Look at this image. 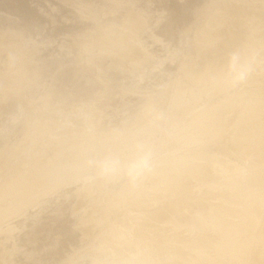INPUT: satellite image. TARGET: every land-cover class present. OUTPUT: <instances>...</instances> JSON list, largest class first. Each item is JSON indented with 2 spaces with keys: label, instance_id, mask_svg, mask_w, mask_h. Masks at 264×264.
<instances>
[{
  "label": "rangeland",
  "instance_id": "374dc122",
  "mask_svg": "<svg viewBox=\"0 0 264 264\" xmlns=\"http://www.w3.org/2000/svg\"><path fill=\"white\" fill-rule=\"evenodd\" d=\"M255 1L257 4L264 2V0ZM224 2L227 3L228 0H0V264H114L115 261L130 255L126 256L129 254L128 251L125 253L126 250L121 251L117 248L115 242H119L118 240L114 242L115 239L111 238L110 241L112 228L122 223L125 230L130 225L128 230H133L135 225H132V220L137 216L139 217L136 221L142 218L139 222H143L144 219L146 222L149 218L150 223L151 221L156 223L155 221L161 219L160 217L168 219L171 217L169 216L171 210L167 200L171 197L188 198L190 201L193 199L192 202L195 201V204L198 202L211 208L213 214L219 213L221 209L227 210L226 206L232 208L230 210L233 212L224 220L233 225L239 223L232 225L235 228L230 230L232 233H237L236 239L230 242L227 235L223 240L226 244H230V250H233L237 258L233 254L226 263L264 264V254L262 257L260 253L263 242L259 237L264 223V189L260 188V181L264 178V158L261 156L260 144H246L239 139L242 136L239 124L244 114L243 107L248 106L254 111L258 106L256 96L252 94H246L244 98L241 96L253 86L255 79H252L256 78L259 72L255 70V64L260 55H264V42L261 39L259 41L263 43L258 42L254 34L263 24V19L258 23L260 26H256L257 29L252 31V37L258 44L253 47L255 44L253 43L252 50L245 48L248 39L252 38L251 33L246 39L244 36L246 31L233 27L232 32L231 25H227L225 31L227 34H224L227 40L219 39L224 42L223 45L231 42L229 43L231 47L229 45L227 47L232 48L230 51H234L230 53L232 57L238 59L241 51L243 56L248 52L247 64L241 68L243 71L239 68L234 76L231 66L227 68L229 63L232 65V60L227 63L219 62L220 57L215 60L212 58V53L209 57L207 55H210V52L207 54L203 51L208 45L204 43L207 41L205 36L210 32L207 29L208 21H211L215 15L211 13H214L215 8L225 4ZM247 6L242 7L244 10L242 14L252 12L253 8ZM263 6L260 9L264 8ZM226 24H229V21ZM203 27L205 29H202ZM100 29L107 32L109 36L107 38L112 36L117 39L122 35V39L125 40L127 37L126 41L132 44L136 53L127 57L128 59L121 60L122 58L115 55L117 48L106 38L105 32L103 35L105 38L102 39L103 32ZM237 29L243 35L236 32ZM260 29L264 32L263 27ZM107 30L111 32L108 33ZM263 32L257 34L261 37V34L264 35ZM115 33L120 35L115 38ZM229 33L231 37L228 38ZM242 36L245 37L243 38L246 39L245 41L242 40ZM259 36L257 35L258 39ZM232 37L235 40L237 37L240 43L237 40L235 42ZM262 39L264 40V37ZM198 50L203 51L204 55L201 51L199 54ZM236 51L237 53L239 51L240 56L234 55ZM260 51L262 52L259 53ZM220 53L219 55L224 58L226 54L222 51ZM203 56L207 59H203ZM210 58L215 61L212 60L210 63ZM216 61L221 66H216L219 64ZM211 64L216 68L213 66L212 70L205 68L207 65L210 67ZM194 68H199L202 73ZM218 68V72L213 71ZM200 73L203 74L201 79ZM227 73H231V76ZM205 74L208 77L204 76ZM195 75H199L197 76L199 81L193 77ZM191 76L195 81H192ZM214 76L222 78L219 81L215 78L217 83L215 86ZM250 76L251 78H248ZM204 77H207V80ZM202 78L203 81H200ZM232 78L233 80L227 81ZM204 81L207 83L204 84ZM226 81L228 83L224 84ZM223 106L228 108L221 114L222 117L219 116L216 120L217 127L223 130L219 129V133H215L216 129H213L214 132L210 130L211 132L201 133L194 139L186 136L197 116H203L204 120L209 112ZM171 115L177 116L183 122L186 135L165 137L162 142L163 152L169 154L174 162H183L193 157L201 158L199 159L201 162L205 159H211L212 162L221 161L222 166L232 169L227 175L230 180L225 183L231 182L230 187H234L233 184L238 186L240 182V185L242 184L240 188L247 186V191L243 189L245 194L239 187L237 190L228 188L229 185L223 183L224 178L217 175L220 177L218 179L212 172L209 173V178L203 175L197 181L196 176L190 172H187L190 175L183 172V177L182 174L177 175L183 178V181L189 176L190 182L184 187L190 188L192 191L190 195L174 191V188L179 190L176 189L178 186H171L169 189L173 188L172 191L159 186L157 180L160 178L162 168L157 170L150 180L135 187L126 180H106L91 172L69 176L71 169L67 170L66 158L74 157L72 152L75 149L72 148L77 146V143L73 146L70 144L65 150L61 148L63 151L59 150L66 141V145L73 139L75 141L80 139L77 141L78 144L85 142L86 145H83L84 143L79 145L83 150L76 147V150L84 151L82 154L84 159L91 158L97 151L102 154L107 151L118 152L123 145L143 140L148 135L156 133L157 123L166 121ZM220 118L225 119L223 121ZM226 120L232 122L227 121V123ZM36 127H39V130ZM43 127L47 129L41 130ZM40 132L43 134L40 135ZM104 141L108 144L106 147ZM86 146L88 147L85 148ZM98 146L102 150L98 149ZM89 148L93 149L92 151L95 148L96 153L91 154ZM78 151H76L77 155H81ZM69 152L68 156L64 154ZM59 153L61 158L58 156ZM63 156L67 157L63 158ZM62 158L66 162L62 161ZM69 159L71 158L68 157L67 160ZM59 165L61 167L58 168ZM62 165H64L63 169H61ZM55 170L58 171L55 172L56 176L53 175ZM63 170L68 174H62ZM29 176L32 178H28ZM190 178H194V183ZM26 181H31L35 185L25 192L23 201L15 205L13 189ZM201 187H205L204 190H201ZM194 190H198L197 193ZM203 193L207 195L204 197ZM248 195L251 197L247 198ZM157 199L166 201L165 205L164 202L162 203L163 209ZM141 201L143 204H140ZM136 203L139 206L143 205L145 212L162 209L157 215L166 214L167 211L169 214L157 217L154 214L156 211L152 210L153 213H145L146 219L142 217H145L142 207L140 208L138 204L136 206L139 209L134 207ZM156 203H159L158 206ZM152 204L158 209L155 206L153 208ZM149 205L150 209H148ZM242 206L247 209L245 214H242L244 217L241 216L246 218L245 220H240L237 215ZM185 215L184 217L190 221L191 218ZM232 215H235L234 218ZM151 217L158 219L151 220ZM184 217L180 216L177 221L183 222ZM128 218L132 220L128 221L130 220ZM186 218L185 223L188 220ZM116 221L118 223H115ZM167 232L165 228L153 227L145 234L146 238L154 239H150L151 241H148L150 245L146 247L147 251L151 246L153 247L147 252L149 255H146L144 250L146 257L152 254L151 261H159L157 256L166 257L165 259L169 257L167 261L170 264L173 250L179 251L178 257L183 258V262L179 260L175 261V264H183L188 258L190 262L188 260L189 263L186 264H196V262L203 264L202 260L199 261L201 255L202 257L213 255L216 241L212 236H207L205 233L190 236L187 232L180 234ZM166 233L175 237L178 235L176 238L178 242L179 239L181 240V244H177V239L173 235H169L168 238ZM209 233L213 234L212 231ZM157 236H161L163 245L169 244L166 250L164 249L167 252L162 255L160 249L156 248L158 246L154 245L157 238L160 239ZM200 236L202 240L203 237L206 239L202 241ZM146 238L144 241L148 243ZM105 240L109 242L107 241L106 244ZM184 241L199 245L197 253L185 254V250L182 249ZM197 241L202 242L198 244ZM205 242H210L207 243L208 247L203 244ZM142 243L140 245H143ZM155 248L157 250L154 251ZM154 255L157 259L153 257ZM192 261L194 263H191ZM210 261L213 262L214 258ZM152 264L157 263L152 262Z\"/></svg>",
  "mask_w": 264,
  "mask_h": 264
},
{
  "label": "bare ground",
  "instance_id": "6f19581e",
  "mask_svg": "<svg viewBox=\"0 0 264 264\" xmlns=\"http://www.w3.org/2000/svg\"><path fill=\"white\" fill-rule=\"evenodd\" d=\"M259 1V0H258ZM263 0H261L260 2H262ZM257 1H255L254 2V0L252 1V0H231V1H229L228 0V2L227 3H225V4H223L221 7H219V8H215L216 10V13H215V11H213L214 13H211V14H215L212 18H211V21H208V25L205 23V27H206V25H207V29L208 30H210V32L209 33H207L208 35H206L204 38H205V40H207L206 42H204L205 43V45H207L206 43H208V45L207 46H205V48H203L204 50V52L205 53H209L210 55H207V56H211V53H212V58H214L215 60H216V58L218 59L219 57H220V59L221 58H223V57H221V55H219V54H221L220 52L222 51L223 53H225L226 55H224L225 57L222 59V61H220V59H219V62H225V63H227V61H229L230 62V60H232V58L234 57H232V55L230 54L231 52H233L234 53V51H230V50H232V48L231 49H229V46L231 47V45H229V43L231 44V42H229L227 45H229L228 47H227V45H223V43L221 42V40H219V39H226L227 40V38H225L224 37V34H227L225 31H226V29H227V25H231L232 27V29H233V27L234 28H238L239 30L241 29V30H244V31H246V34H244V36H246V39H247V36H249L248 34H250L251 33V37H252V31H255L257 28H256V26H260L258 23H259V21H262V19H263V24H264V8H261L260 9V7H262L263 5H264V2L263 3H261V4H259V2H258V4L256 3ZM244 4H246V5H248L250 8L252 7L253 9H252V12L249 14V17H247V13H244V14H242L241 12H242V10H243V8L242 7H245L244 6ZM243 5V6H242ZM239 6H241V8H239ZM247 6V7H248ZM218 7V6H217ZM264 7V6H263ZM246 8V7H245ZM217 9H218V11H217ZM249 9V8H248ZM248 9H247V11H248ZM251 10V9H250ZM243 12H244V10H243ZM245 15H246V17L248 18H246L245 17ZM210 19V18H209ZM226 20H228L229 21V24H226L228 21H226ZM125 22V21H124ZM210 22V23H209ZM221 22H225V23H221ZM261 25V27H263L264 28V25ZM128 27V26H127ZM260 27V28H261ZM102 28V27H101ZM230 27H228V29H231ZM260 28H258L257 29V33H259V29ZM107 29V28H106ZM105 29V30H106ZM202 29H205L204 27L202 28ZM238 29H237V31L236 32H238ZM112 30V29H111ZM261 30V29H260ZM100 31H102L101 29H100ZM108 31V33L109 32H111V31H109V30H107ZM201 31H203V30H201ZM200 31V32H201ZM229 30H227V32H228ZM232 32L234 31V29L233 30H231ZM230 31V32H231ZM249 31V32H248ZM262 31V30H261ZM260 31V33H262ZM103 32V34H102V37H103V35H104V32H105V36H106V38L107 37H109V36H107V32L106 31H102ZM119 33V32H118ZM238 33H240V34H242V32L240 31V32H238ZM257 33H255L254 32V34H255V38H257V41L258 42H261V41H263L264 42V40L262 39V37H264V35H262L261 34V37L259 36V34H257ZM264 33V32H263ZM116 35H115V38L118 36V35H120V34H117V33H115ZM236 34V33H235ZM260 37L259 39H258V37H257V35ZM109 35V34H108ZM229 35L230 36H227L228 38L229 37H231V33H229ZM234 35V34H233ZM232 35V36H233ZM239 35V34H238ZM243 35V34H242ZM122 35H120V36H118L117 37V39H114V37L112 38V36L110 37V38H107V39H109L114 45H115V47L117 48L116 49V51H115V55H117V57H120V59L121 60H124V58H127V57H129V56H131V55H134L136 52H135V49H134V47L132 46V44H129L126 40H127V37L125 38V40H124V38L122 39V37H121ZM241 36V35H240ZM221 37H223V38H221ZM99 39L101 38V36L100 37H98ZM97 38V41L99 40ZM105 37H103L102 39H104ZM233 38V37H232ZM242 38V40H246V39H243V38H245V37H241ZM249 38V37H248ZM255 38H249L248 39V43L246 42V46L247 47H245V48H248L247 50H252L251 48H253L254 46H257L258 44L256 43V41H254V39ZM261 39V41H259ZM94 40H96V39H94ZM94 40H93V42H94ZM128 40H129V38H128ZM201 40V39H200ZM202 40H204V39H202ZM201 40V41H202ZM230 40H232L231 38H230ZM233 40L236 42V40L238 41V38L236 37V40L233 38ZM101 41V40H100ZM131 41H132V39H131ZM200 42V41H199ZM239 42V41H238ZM263 42H261V44L263 43ZM200 43H202V42H200ZM240 43V42H239ZM253 43H255V44H253ZM203 44V43H202ZM242 44V43H241ZM248 44H249V46L250 47H248ZM253 44V47L251 46ZM257 44V45H256ZM260 44V43H259ZM201 45V44H200ZM199 45V47L201 48V46ZM263 45H264V43H263ZM203 46V45H202ZM260 46V45H259ZM197 47V46H196ZM227 47V48H226ZM240 47H241V45H240ZM261 47H262V45H261ZM199 48V49H200ZM245 48H243L244 49V51L246 50ZM239 50H240V48H238ZM260 49V48H259ZM264 49V48H263ZM246 50V51H247ZM258 50V49H257ZM256 50V51H257ZM199 51V50H198ZM198 51H197V53H198ZM201 51V50H200ZM200 51H199V54H201L200 53ZM203 51H201L202 52V54L204 53ZM241 51V50H240ZM256 51H254V52H256ZM263 51V50H262ZM262 51H260L259 53H261ZM237 53V51L235 52V54L234 55H239L238 53H239V51H238V53ZM248 53V52H247ZM247 53H244L245 54V56H243V54H242V51H241V56H243V57H241L240 55V57L237 59L236 57H234L235 59H237V60H235V63H236V66H237V68H238V70H239V68H240V71H243L241 68H244V66L247 64L246 62H247V60H248V54ZM255 54H257V53H254V55ZM204 55V54H203ZM223 56V55H222ZM133 57V56H132ZM232 57V58H231ZM201 58H202V56H201ZM250 58V57H249ZM18 59V58H17ZM128 59V58H127ZM203 59H207L206 57L204 58V56H203ZM211 59V58H210ZM214 59H211V62L210 63H212V60L213 61H215ZM204 61V60H203ZM196 62V61H195ZM207 62V61H206ZM218 61H216V63H217ZM218 62V63H219ZM228 62V63H229ZM255 62V61H254ZM19 63V62H18ZM17 63V64H18ZM193 63V62H192ZM257 64H255L256 66H255V70L259 73H257L255 76H256V78H253L252 80H254L255 79V81L253 82V86L251 87V89H249V91L247 90V91H245L243 94H242V98H244V96L246 95V94H252V95H254V97L256 96V105H258V106H256V108H255V110L254 111H251V109L252 108H248V106L247 107H243V110H244V114H243V117L241 118V120H240V124H239V129H240V131L242 132V136H241V138H239L241 141L240 142H245L246 144L247 143H257V144H260V151H261V156L264 158V143H263V140H264V55L263 56H261L260 55V58H259V60H258V62H256ZM196 64V63H195ZM208 65H209V63H207ZM188 65V64H187ZM187 65H186V67H187ZM190 65V64H189ZM192 65V64H191ZM207 65V66H208ZM219 65H220V63L219 64H216V66H218L219 67ZM222 65H223V63H222ZM192 66H194V65H192ZM201 66H202V64H201ZM204 66V65H203ZM205 67V68H210V70H212L213 68H216V67H214L213 66V64H211V66L210 67ZM213 66V68H211ZM221 66V65H220ZM231 65H230V63H229V66H227V68H229ZM254 66V65H253ZM195 67V66H194ZM257 67V68H256ZM224 68V67H223ZM254 68V67H253ZM252 68V69H253ZM19 69V68H18ZM199 69V68H198ZM198 69H196V68H194V70H198ZM230 69H232V67L230 68ZM185 70H187V69H185ZM207 70V69H206ZM209 70V69H208ZM210 70H209V73H210ZM255 70L253 69V72H255ZM184 71V70H183ZM192 71V70H191ZM199 71V70H198ZM204 71V70H203ZM213 71H215V72H218L219 71V68L218 69H215V70H213ZM223 71H224V69H223ZM222 71V73H224ZM232 71V70H231ZM194 72H197V71H194ZM199 72H201V70L199 71ZM204 72H206V71H204ZM185 73H186V71H185ZM189 73V72H188ZM198 73V72H197ZM197 73H192V74H197ZM202 73V72H201ZM200 73V76L199 75H197V76H199L200 77V79H201V75H203V74H201ZM208 72H207V74H209ZM213 73V72H212ZM241 73V72H240ZM207 74H205L204 76H207L208 77V75ZM227 74H231V73H227ZM233 74V73H232ZM209 75H211V73L209 74ZM229 75H227V77H229ZM189 76H190V74H189ZM196 75L195 76H193V77H196L197 79L199 78V77H197ZM215 76H217V73H216V75ZM213 77V82H214V86H215V84H217V83H215V78H217V77ZM226 76V75H225ZM225 76H223V78L225 77ZM231 76V75H230ZM234 76H236L235 75V73H234ZM192 77V76H191ZM190 77V78H191ZM192 77V78H193ZM207 77H204V78H206L205 80H207ZM226 77V78H227ZM233 77V76H232ZM189 78V77H188ZM230 78V77H229ZM248 78H251V76L250 77H248ZM196 79V80H197ZM212 79V78H211ZM219 79H222V78H217V80L219 81ZM195 81V79L193 78L192 79V81ZM231 80H233V78L232 79H229V80H227L228 82L229 81H231ZM197 81H199V79L197 80ZM200 81H203V78H202V80H200ZM209 81V80H208ZM224 82V84H227L228 82ZM250 81H251V79H250ZM205 82V83H204ZM203 83L204 84H206L207 83V81H204ZM217 82V81H216ZM210 83V82H209ZM212 83V82H211ZM213 84V83H212ZM252 84V83H251ZM245 88V87H244ZM246 88H247V86H246ZM245 88V89H246ZM249 88V87H248ZM243 90V89H242ZM238 97V96H237ZM247 98V97H246ZM241 99V98H240ZM178 101V100H177ZM181 103V102H180ZM232 105V104H231ZM230 105V106H231ZM261 107H260V106ZM228 107L227 106H223V108H220V109H215V110H213V111H211V112H209V114L208 115H206L207 117L206 118H208L207 120H206V118L203 120V116H197V118L195 119V122H194V124H193V126L192 127H190V131H187V132H189L187 135H186V132L185 133H183V134H185L186 136H188L190 139H194L196 136H198L199 134H201V133H205V132H211L210 130H213V129H216L215 130V133H219V129L220 128H218L217 127V125H216V120L218 119V117L219 116H221V114H223L225 111H226V109H227ZM253 108V109H254ZM231 109V108H230ZM236 109V108H235ZM229 110V109H228ZM239 109H237V111H238ZM236 112V111H235ZM202 114V113H201ZM200 114V115H201ZM203 114H205V113H203ZM202 114V115H203ZM226 114V113H225ZM205 116V115H204ZM224 116V115H223ZM222 117V116H221ZM235 117V116H234ZM202 118V119H201ZM221 119V118H220ZM224 119L225 118H222L221 120H223L224 121ZM233 119V118H232ZM232 119H229V120H232ZM229 120H226V122L228 121L229 122ZM234 120V119H233ZM222 121V122H223ZM219 122V121H218ZM227 122V123H228ZM232 122V121H231ZM231 122H229V123H231ZM193 123V122H192ZM222 124V123H221ZM44 126V125H43ZM221 126V125H220ZM219 126V127H220ZM227 126V125H226ZM228 126H229V124H228ZM40 127H42L41 125H40ZM37 128V127H36ZM44 128V127H43ZM41 129V130H45V128L44 129ZM218 128V129H217ZM38 130H39V127L37 128ZM47 129V128H46ZM221 130H223V129H220V131ZM47 131V130H46ZM45 131V132H46ZM186 131V130H185ZM240 131H239V133H240ZM38 132V131H37ZM212 132H214V130L212 131ZM32 132H31V130H30V134H31ZM41 134H43V133H41L40 132V135ZM44 134H46V133H44ZM26 136H28V135H26ZM114 137V136H113ZM26 138V137H25ZM83 138H81V140H82ZM106 139V138H105ZM109 139V138H108ZM113 139V138H112ZM111 139V140H112ZM72 140V139H71ZM74 140V139H73ZM72 140V141H73ZM78 140H80V139H77L76 141L74 140L73 141V143H71L72 141H68V145H66L67 144V141H66V143L65 144H62L63 146H60V148H59V150H62V149H66V147L67 146H70V144H72V146H73V144L75 143H77V146L75 145V146H73V148L72 149H75V150H73V152L75 151H78V149L76 150V147H79V149H81V150H83L82 148H80V144H83V145H86V143L85 142H83V140H82V142L83 143H79L78 144ZM102 140V139H101ZM103 141V140H102ZM70 142V143H69ZM99 142H101V141H99ZM105 142V141H104ZM30 143H31V141H30ZM102 145L104 144L103 142L101 143ZM100 144V145H101ZM66 145V146H65ZM80 145V146H79ZM105 147H106V145H108L107 144V142H105ZM30 146V145H29ZM39 146V145H38ZM63 147H65V148H63ZM88 146H86L85 148H87ZM100 146H98V149H100V150H102V148H99ZM104 147V146H103ZM104 147V148H105ZM62 148V149H61ZM71 149V150H72ZM67 150H68V148H67ZM85 150V149H84ZM87 150V149H86ZM93 149H90L89 148V150L88 151H91V154H93L92 152H95V151H97V150H95V148H94V151H92ZM250 150V149H249ZM63 151V150H62ZM67 152V151H66ZM72 152V151H71ZM72 152V154H74L73 156L74 157H70V156H68V155H70V152L69 153H64V154H66L69 158H71V159H69V160H67L68 159V157L67 156H63V158L64 157H67L66 158V161H68V167L65 165V168L67 167V170L68 169H73V168H76V167H78V166H80L81 164H82V161L84 160V158L82 157V154H84L83 152H80V151H78V152H80L81 153V155H77V152H76V154L75 153H73ZM108 152V151H107ZM115 152V151H114ZM57 153H58V151H57ZM60 153H62L63 154V152H61L60 151ZM58 154V156L59 155H61V154ZM96 153V152H95ZM104 154V153H103ZM102 154V152H98L97 151V153L95 154V155H97L96 157H100V156H102L103 155ZM75 155H76V157H75ZM94 154H93V156H95ZM83 156H85V155H83ZM92 156V157H93ZM60 157V156H59ZM58 157V158H59ZM91 157V156H90ZM91 157V158H92ZM193 157V156H192ZM191 157V158H192ZM61 158V157H60ZM62 158V159H63ZM94 158V157H93ZM196 158H198V160L196 159ZM54 159V158H53ZM199 159H201V158H199V157H193L192 159H190V160H188V159H186V160H184L183 162H179V161H176L175 163H174V165H172V166H169V167H164V168H162L161 169V171H160V178H158V180H157V183L159 184V186H161V187H164V188H167V189H169V188H171V186L172 187H176V186H178L176 189H178L179 188V190H175V188H174V191H179L181 194H183V195H190L191 193H192V191L190 190V188H186V187H184V185L186 184V183H189L190 181L188 180L189 179V176H187L188 177V179L186 178L184 181L181 179V177H183V172H186V174H189L190 175V173L192 174H194L195 176H196V181H197V179H201L200 177H203V175H206L207 176V178H209L208 176H210L209 175V173L210 172H212L213 173V175H215V176H217V175H219V176H221L222 177V179L224 178L226 181H224V179H223V183H225V182H228V180H230L229 178H227V175L230 173V172H232L231 170V168L230 167H226L225 165L224 166H222V163H221V161H213L212 162V160L211 159H205V161L204 162H201ZM62 161H64V159L62 160ZM66 161H64V162H66ZM211 161V162H210ZM44 162V161H43ZM61 163H63V162H61ZM228 164V163H227ZM56 165H58V164H56ZM64 165H62V168L61 169H63L64 168ZM52 167H53V165H52ZM59 167H61L60 165L58 166V168ZM55 169L57 168V167H54ZM222 168V169H221ZM60 169V170H61ZM19 170V169H18ZM49 170H51V169H49ZM59 170V169H58ZM57 170H55L54 171V173L56 172ZM66 171V170H65ZM65 171L63 170L62 172H64V173H62V174H66L65 173ZM69 171V170H68ZM22 172V171H21ZM32 172V171H31ZM47 172V171H46ZM51 172V171H50ZM58 172V171H57ZM187 172H190V173H187ZM28 173V172H27ZM53 173V175H57V173H55L54 174ZM30 174V173H29ZM59 174H60V172H59ZM68 174V173H67ZM66 174V175H67ZM182 174V176L180 177H177V175H181ZM234 174V173H233ZM17 175V174H16ZM27 175V174H26ZM52 175V174H51ZM51 175H49V176H51ZM18 176V175H17ZM45 176V175H44ZM48 176V175H47ZM46 176V177H47ZM59 176H61V174L59 175ZM59 176L57 177V179H59ZM194 176V177H195ZM219 176H217L218 177V179L220 178ZM13 177V176H12ZM26 177V176H25ZM198 177V178H197ZM14 178V177H13ZM28 178H32V176L30 177H28ZM45 178V177H44ZM43 178V179H44ZM49 179H50V177H48ZM54 178V177H53ZM231 178V177H230ZM257 178V177H256ZM46 179V178H45ZM193 179V183H194V178H192ZM191 178H190V180H192ZM204 180H205V176H204V178H203ZM31 180H33V179H31ZM38 180V179H37ZM52 180V179H51ZM188 180V181H187ZM198 180V181H199ZM213 180V179H212ZM233 180H234V178H233ZM237 180H238V178H237ZM240 180V179H239ZM261 180V179H260ZM39 181V180H38ZM232 181V180H231ZM8 182H9V180H8ZM27 182V181H26ZM24 182L23 184H21L19 187H15L14 189H13V195H14V201H15V205L17 204V202H20V201H23L22 200V198L24 197V195H25V192H27V191H29V190H31V187H32V185H35V183H31V181H29V182ZM234 182V181H233ZM235 182H238V181H235ZM229 183H231V182H229ZM229 183H225L226 184V186L227 185H229ZM7 184V183H6ZM37 184H38V182H37ZM191 184V183H190ZM242 185V184H241ZM240 182H239V185L237 186L236 184H233V186L234 187H230V186H232L231 184L229 185V187L228 188H232V190H233V188L234 189H239L240 188ZM260 185H261V189H264V178L260 181ZM9 186V185H8ZM181 186L182 187H184V188H181ZM186 186V185H185ZM188 186V185H187ZM196 186V185H195ZM190 187V186H189ZM197 187V186H196ZM239 187V188H238ZM243 187V186H242ZM245 187V186H244ZM24 188V189H23ZM200 188V187H199ZM202 189L201 190H204L203 188H205V187H201ZM210 188V187H209ZM4 189H5V187H4ZM197 189V188H196ZM208 189V188H207ZM242 191H243V189H245L246 191H247V186H246V188H240ZM249 189V188H248ZM169 190H173V188L172 189H169ZM200 190V191H201ZM33 191V190H32ZM196 191H198V190H196ZM195 190H194V192H196ZM238 191H240V190H238ZM242 191H240V192H242ZM258 191V190H257ZM237 192V191H236ZM244 192V191H243ZM259 192V191H258ZM197 193V192H196ZM204 193H208L207 191H204ZM203 193V195H204V197L207 195H205ZM2 194V193H1ZM5 194V193H4ZM229 194V193H228ZM244 194H245V192H244ZM203 195H202V197H203ZM139 196H140V194H139ZM224 196V195H223ZM132 197V196H131ZM141 197V196H140ZM174 197V196H173ZM251 197V195H248L247 196V198H250ZM142 198H143V195H142ZM138 199H139V197H138ZM188 198H172L171 197V199H168L167 201H168V206H169V208H170V210H171V213H173L172 215H170L169 213H167L168 211L166 210L167 208H165V211H167L166 212V214H164V215H167V214H169V216H171V217H168V219H164V218H162V217H160L161 219H158L157 217H159V215L160 216H163V214L161 215V213H159L158 215H157V213L158 212H160V211H162V209H163V205H165L166 203V201H164V200H162V201H160V199H157L156 201H159V202H161L160 204V207L162 208L160 211H157L156 209H152L153 210V212L154 211H156L154 214H156L157 215V217L156 218H153L154 216V214H152V216L153 217H151V220H153V219H158V221H155L156 223H154L153 221H151V223H150V216L148 217L149 219H147L146 217V214L148 213V212H150V211H146L145 212V209H143V208H145V207H143V205L140 207L139 206V204L138 203H136L135 205H134V207H136V208H138V206L141 208V210H143L144 211V214H145V217L144 216H142L143 218H146L147 220H146V222H144L145 221V219H144V221L143 220H141V221H143V222H139L140 221V219H142V218H138L139 220H137L136 221V219H137V217H139V216H137L136 217V219L134 218L135 217V215L134 216H132L134 219L132 220L131 218V216H128V217H131V218H128V219H130V220H128V221H131L132 220V225L134 226V228L135 229H133V230H128L129 229V227L131 226H129V227H126V228H128L127 230H125V228H123V224L121 225L120 224V226H115V227H113L112 228V232H111V237H109L110 238V241H112V239H115L114 240V242L116 241V240H118L119 242H115V243H117L116 245H117V248H119V249H121V251H124V250H126V252L125 253H127V251L129 252V254H126V256H128V255H130V256H128V257H123L124 259L125 258H133V257H140V258H144V257H146V255H149V253H147L149 250H151V249H153V247L151 246V249H148V251H147V246H148V244H149V240L150 239H152V238H146L145 237V234L146 233H148V230L149 229H152L153 227H155V228H165V229H167V231L168 232H172V233H186L187 232V235H190L191 236V234H198V233H205V234H207V236L209 235V236H212L213 238V240L214 241H216L215 243H214V247H213V255H210L209 254V256H205V257H202V255H201V257H199V261L200 260H202L203 261V264H208L209 262H211L210 260H213V258H214V261L213 262H211L210 264H219V263H217V262H220L221 264H227L226 263V261L228 260V259H230L232 256H233V254H234V252H233V250H230V244L228 245V244H226V242L223 240V238L224 237H226L227 235L229 236L228 238H230L229 240H230V242H233V241H235V239H236V232H231L230 230H232V229H234L235 227H233L235 224L237 225V224H239V223H234V225H233V223L232 224H229V222H227L226 220H224V219H226V217H227V215H230L233 211L232 210H230V209H232V208H229V206H226L228 209L227 210H222L221 208H223V207H220V209L221 210H219V213L217 212L216 214H213L211 211H212V209L210 208L209 209V207H207V206H204V204L203 205H200V204H198V202H196V204H195V201H193L192 202V200L190 201L189 199L187 200ZM118 200V199H117ZM140 200V199H139ZM145 200V199H144ZM166 200V199H165ZM194 200H195V198H194ZM242 201V200H241ZM129 202V201H128ZM140 202V201H139ZM142 202V201H141ZM144 202H146V201H144ZM164 202V204L162 205V203ZM230 202V201H229ZM116 203H117V201H116ZM130 203V202H129ZM202 203V202H201ZM239 203V202H238ZM138 204V206H136ZM140 204H143V202L142 203H140ZM150 204V203H149ZM157 204V206H158V204L159 203H156ZM198 204V205H197ZM232 204H233V202H232ZM236 204V203H235ZM243 204V203H242ZM145 206H146V204H144ZM153 205V204H152ZM206 205V204H205ZM224 204H222V206H223ZM228 205H231V204H228ZM147 206H148V204H147ZM156 207V205L154 204L153 205V208H155ZM209 206V205H208ZM212 206V205H211ZM235 206V205H234ZM253 206V205H252ZM130 207V206H129ZM159 207V208H160ZM219 207V206H218ZM151 207H150V205H149V207H148V209H150ZM157 208V207H156ZM250 208H252V207H250ZM130 209V208H129ZM139 209V208H138ZM147 209V208H146ZM147 209V210H148ZM158 209V208H157ZM217 209V208H216ZM219 209V208H218ZM224 209V208H223ZM140 210V211H141ZM152 210H151V212H152ZM211 210V211H210ZM246 208H245V206L243 207H240V211L238 212V214L237 215H239L238 217H240L241 218V216H243L242 214L244 213V212H246ZM250 210V209H249ZM133 212H134V210H132ZM142 211V212H143ZM218 211V210H217ZM252 211V210H251ZM137 212V211H136ZM150 212V213H151ZM152 212V213H153ZM215 212V211H214ZM248 212V211H247ZM138 213V212H137ZM149 213V214H150ZM235 213V212H234ZM141 214V213H140ZM139 214V215H140ZM148 214V215H149ZM185 214H187L188 216L187 217H189V218H191L190 219V221H189V219L188 218H186V217H184V215ZM213 214V215H212ZM219 214V215H218ZM245 214V213H244ZM151 215V214H150ZM191 215V216H190ZM215 215V216H214ZM216 215H218V216H216ZM181 216V218L182 217H184V219L186 218V223H185V220L183 219V222L185 223V224H183V222L181 221V220H179V221H177V219H180L179 217ZM186 216V215H185ZM233 216V215H232ZM235 216V215H234ZM234 216H233V218H234ZM141 217V216H140ZM244 217V216H243ZM221 218H223V219H221ZM236 218H237V216H236ZM176 219V220H175ZM245 220L244 218H241L240 220ZM240 220H239V222H240ZM135 221V222H134ZM149 221V222H148ZM182 223H181V222ZM223 221H226V223L225 222H223ZM236 221H237V219H236ZM235 222V221H234ZM115 223H118L117 221L115 222ZM114 223V224H115ZM240 223H242V222H240ZM129 224V223H128ZM131 224V223H130ZM125 225V224H124ZM233 225V226H232ZM263 230H262V233L260 234V233H258V234H260L259 235V237H261V239H262V242H263V246L261 245V247H262V250H260V253H262V257H263V254H264V223H263ZM260 228H261V226H260ZM139 230H141V232L139 231ZM157 230V229H156ZM209 230V231H208ZM159 231V230H158ZM164 231V230H163ZM162 231V232H163ZM213 232V234H211V233H209V232ZM237 231V230H236ZM259 231H260V229H259ZM152 232V231H151ZM167 232V233H168ZM167 233H166V236L169 238V235H171V234H168L167 235ZM229 233H231V234H229ZM173 235V234H172ZM171 235V236H172ZM185 234H183V236H184ZM110 236V235H109ZM165 236V235H164ZM174 236V235H173ZM178 236V235H177ZM176 236V237H177ZM254 236V235H253ZM154 237H156V236H154ZM157 237H160V239L159 238H157V240H156V243L154 244V245H156V246H158V247H156L157 249H160V251L159 252H161V254L160 255H162L165 251H164V249L166 250V247L169 245H167L166 243V245H163L164 243H163V241H162V238H161V236H157ZM166 237V238H167ZM175 237V236H174ZM175 237V238H176ZM108 237H107V239H109ZM112 238V239H111ZM145 238L147 239V242L148 243H146L144 240H145ZM165 238V239H166ZM180 238H181V236H180ZM201 240H202V237L200 236L199 237ZM198 238V239H199ZM204 238V240L206 239L205 237H203ZM105 239V238H104ZM103 239V240H104ZM165 239H164V241H165ZM172 239V238H171ZM177 239V238H176ZM176 239H175V242H176ZM187 239H189V238H187ZM199 239V240H200ZM208 239H211V238H208ZM103 240H102V242H103ZM152 240H154V239H152ZM167 240V239H166ZM173 240V239H172ZM183 240V239H182ZM190 240V239H189ZM198 240V241H199ZM204 240H202V241H204ZM255 240V239H254ZM106 241V244H107V241L108 240H105ZM105 241H104V243H105ZM144 241V242H143ZM151 241V240H150ZM179 241L181 242V240L179 239ZM197 241V242H198ZM202 241H200V242H198V244L199 243H201ZM261 240H259V242H260ZM109 242V241H108ZM143 242V243H142ZM166 242V241H165ZM169 242L171 243V241H170V239H169ZM174 242V241H173ZM180 242H178V239H177V244L179 243V244H181ZM184 242H186L187 243V241H184ZM183 242V243H184ZM191 242V241H190ZM196 242V241H195ZM143 244V245H140V244ZM151 243V242H150ZM182 243V249H184L185 250V254H191V253H193V254H196L197 253V249H198V247H199V245H196V244H192V243H185V245ZM208 243V242H207ZM207 243L205 242V243H203V244H205L206 245V247H208L209 245H207ZM208 244H210V242L208 243ZM150 245V244H149ZM153 245V244H152ZM173 245L174 244H172V246L171 247H173ZM178 246V245H177ZM204 246V245H203ZM232 246V245H231ZM109 247V246H108ZM116 247V246H115ZM150 247V246H149ZM175 247V246H174ZM179 248L181 247V246H178ZM178 247H176V248H178ZM146 248V249H145ZM154 249V251L155 250H157V249ZM170 248V247H169ZM169 248H167L168 249V251H170L169 250ZM119 249H118V251H119ZM233 249V248H232ZM246 249V248H245ZM144 250H146V255H145V251ZM109 251V250H108ZM120 251V252H121ZM163 251V252H162ZM171 251H172V248H171ZM235 251V250H234ZM151 252V251H150ZM167 252V251H166ZM165 252V253H166ZM177 252H179V251H176L175 252V250H173L172 251V253H171V255L173 254V258H171L170 259V262H172L173 263V261H174V264H175V261L177 262V261H182V259L181 258H179L178 256H179V253H177ZM205 252V251H204ZM250 252V251H249ZM96 253V252H95ZM169 253V252H168ZM167 253V254H168ZM183 253V252H182ZM181 252H180V254H182ZM153 254H155V253H153ZM178 254V255H177ZM241 254V253H240ZM152 255V254H151ZM150 255V256H151ZM158 255V254H157ZM166 255V254H165ZM149 256V257H150ZM185 256V255H184ZM236 255L234 254V257H235ZM240 256V255H239ZM249 256V255H248ZM148 257V256H147ZM154 258L156 257L155 255L153 256ZM170 257H172V256H170ZM186 257V256H185ZM245 257V256H244ZM250 257V256H249ZM122 258V259H123ZM157 258L159 259V261H151V262H155V263H157V264H159V263H161V264H169V257L167 258L168 259V261H167V259H165V258H163L162 256H157ZM157 258H155V259H157ZM235 258H237V257H235ZM264 258V257H263ZM118 259V258H117ZM244 259V258H243ZM108 260V259H107ZM154 260V259H153ZM188 260H189V262H190V258H188ZM188 260L186 261V262H184L183 264H186V263H189L188 262ZM192 260V259H191ZM234 260V259H233ZM236 261H238L237 259H235ZM248 260V259H247ZM264 260V259H263ZM194 262L196 261V260H193ZM191 262V263H194V262ZM240 261V260H239ZM159 262V263H158ZM183 262V261H182ZM231 262V261H230ZM111 263V262H110ZM172 263H170V264H172ZM179 263V262H178ZM201 263V262H200ZM199 263V264H200ZM233 262H231V264H232ZM109 264V263H108ZM196 264H197V262H196Z\"/></svg>",
  "mask_w": 264,
  "mask_h": 264
},
{
  "label": "clouds",
  "instance_id": "9594fccd",
  "mask_svg": "<svg viewBox=\"0 0 264 264\" xmlns=\"http://www.w3.org/2000/svg\"><path fill=\"white\" fill-rule=\"evenodd\" d=\"M232 71L238 69L235 58H232ZM159 121V117H157ZM157 132L150 134L143 140L125 144L118 152L108 151L100 157L87 158L82 164L70 170L69 176L83 175L91 172L106 180H126L135 187L144 183L163 167L174 165L169 154L163 152L162 142L165 137L182 135L185 132L183 122L175 115L166 121L158 122ZM114 264H152L150 257H133L119 259Z\"/></svg>",
  "mask_w": 264,
  "mask_h": 264
}]
</instances>
